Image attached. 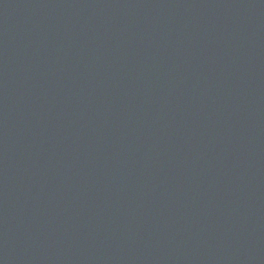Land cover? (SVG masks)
Returning a JSON list of instances; mask_svg holds the SVG:
<instances>
[{"label":"water","instance_id":"95a60500","mask_svg":"<svg viewBox=\"0 0 264 264\" xmlns=\"http://www.w3.org/2000/svg\"><path fill=\"white\" fill-rule=\"evenodd\" d=\"M0 264H264V0H0Z\"/></svg>","mask_w":264,"mask_h":264}]
</instances>
